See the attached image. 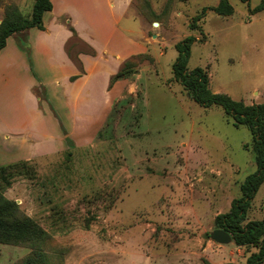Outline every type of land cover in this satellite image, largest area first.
<instances>
[{"label": "rangeland", "instance_id": "1", "mask_svg": "<svg viewBox=\"0 0 264 264\" xmlns=\"http://www.w3.org/2000/svg\"><path fill=\"white\" fill-rule=\"evenodd\" d=\"M228 1L234 12L221 16L212 9L218 0H130L120 25L144 28L148 40L128 78L131 91L87 138L65 136L60 123L65 149L30 161L29 173L4 191L48 233L52 264H243L256 251L202 236L256 169L249 131L219 106L192 100L172 77L174 45L192 34L200 40L190 47L188 69L206 68L213 91L264 102V9L250 14L260 0ZM9 2L24 14L32 10L33 0H0V7ZM199 14V27L190 29ZM85 47L66 44L72 57ZM35 92L43 97L42 88ZM248 218L264 219V182ZM30 251L0 243V264Z\"/></svg>", "mask_w": 264, "mask_h": 264}, {"label": "crops", "instance_id": "2", "mask_svg": "<svg viewBox=\"0 0 264 264\" xmlns=\"http://www.w3.org/2000/svg\"><path fill=\"white\" fill-rule=\"evenodd\" d=\"M51 2L52 9L42 17L43 29L29 28L20 32L24 35L20 39L12 34L0 50V165L58 155L65 149L66 145H60L65 136L87 138V132L96 130L113 103L132 89L128 78L109 87L110 77L126 59L147 50L144 28L120 25L130 0ZM2 13L0 7V21ZM67 24L76 30L85 48L94 50V54L76 50L80 66L66 49L72 38ZM20 42H25V48ZM36 88H42L43 97ZM46 100L56 108L58 118Z\"/></svg>", "mask_w": 264, "mask_h": 264}, {"label": "trees", "instance_id": "3", "mask_svg": "<svg viewBox=\"0 0 264 264\" xmlns=\"http://www.w3.org/2000/svg\"><path fill=\"white\" fill-rule=\"evenodd\" d=\"M241 1L249 2V0ZM51 9V0H33L32 10L27 14H24L16 3H5L0 21V50L5 46L7 37L12 34L23 32L31 27L43 29V14ZM212 9L221 16H228L234 12L228 0H218ZM263 9L264 0H260L257 5L249 8V11L253 14ZM201 12L203 14L205 9L203 8ZM197 19H200V14L193 17L189 23L190 29L199 27L195 22ZM68 27L72 31V44H76L80 39L74 28L71 25ZM197 40L200 39L190 34L175 43L174 47L178 55L172 63V77L192 100L206 107L219 106L232 125L248 129L249 145L256 164L255 171L247 175L240 183V195L232 199L227 211L216 215L213 225L214 228L228 232L235 245L257 248L246 257L243 264H262L264 263V219H249L248 211L254 195L264 182V102L248 104L242 100L233 99L226 93L213 91L210 88L206 68L188 69L190 47ZM21 45L25 48V42ZM88 52L94 54V50L90 48ZM141 56L143 53L126 59L119 70L110 77L109 87L119 79L129 78L134 73V67ZM71 58L80 66L77 55ZM74 78L76 75L70 79ZM30 168L31 164L28 160L0 165V243L27 245L31 248L25 257L14 264H52L50 255L45 251L48 233L32 217L25 214L14 200L4 195L12 179L16 175L28 174Z\"/></svg>", "mask_w": 264, "mask_h": 264}, {"label": "water", "instance_id": "4", "mask_svg": "<svg viewBox=\"0 0 264 264\" xmlns=\"http://www.w3.org/2000/svg\"><path fill=\"white\" fill-rule=\"evenodd\" d=\"M153 25L157 26V22H153ZM153 36H155V34ZM202 236L204 238H211L212 240L222 244L232 241V237L228 232L218 228H214L211 233L204 232Z\"/></svg>", "mask_w": 264, "mask_h": 264}, {"label": "bare ground", "instance_id": "5", "mask_svg": "<svg viewBox=\"0 0 264 264\" xmlns=\"http://www.w3.org/2000/svg\"><path fill=\"white\" fill-rule=\"evenodd\" d=\"M157 25H158V23H157Z\"/></svg>", "mask_w": 264, "mask_h": 264}]
</instances>
